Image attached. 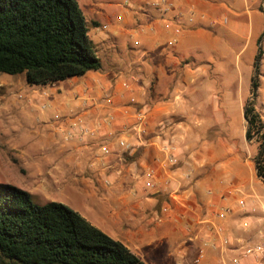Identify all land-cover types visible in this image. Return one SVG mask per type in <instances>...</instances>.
Masks as SVG:
<instances>
[{
  "label": "crops",
  "instance_id": "crops-1",
  "mask_svg": "<svg viewBox=\"0 0 264 264\" xmlns=\"http://www.w3.org/2000/svg\"><path fill=\"white\" fill-rule=\"evenodd\" d=\"M154 1L108 2L118 15L108 23L133 41L93 40L102 68L69 78L65 94L53 87L52 101L42 103L56 111L52 126L31 94L14 100L41 110L28 150L35 189L47 178L71 185L80 213L146 264H228L242 256V242L264 243L259 144L248 138L245 116L258 75L255 108L264 121V0H169L166 13ZM91 26L108 29L98 20ZM147 171L154 189L145 186Z\"/></svg>",
  "mask_w": 264,
  "mask_h": 264
},
{
  "label": "trees",
  "instance_id": "trees-1",
  "mask_svg": "<svg viewBox=\"0 0 264 264\" xmlns=\"http://www.w3.org/2000/svg\"><path fill=\"white\" fill-rule=\"evenodd\" d=\"M101 68L78 0H0V73L24 74L30 85H47ZM257 76L245 116L248 138L259 144L257 168L264 178ZM0 264L146 263L67 204L39 205L28 190L0 182Z\"/></svg>",
  "mask_w": 264,
  "mask_h": 264
},
{
  "label": "rangeland",
  "instance_id": "rangeland-1",
  "mask_svg": "<svg viewBox=\"0 0 264 264\" xmlns=\"http://www.w3.org/2000/svg\"><path fill=\"white\" fill-rule=\"evenodd\" d=\"M91 27L90 38L96 41L101 36H118L121 44L128 43L132 39L129 35L120 32V29L113 23H108L107 15L117 18L114 15V5L109 6L108 2L114 3L120 0H78ZM98 11V12H97ZM92 20H98L101 24H108V29H99L91 26ZM98 30V31H97ZM133 41V40H132ZM93 48L95 45L93 43ZM99 57L97 50L95 49ZM125 56V55H124ZM68 80L58 81L47 85H30L26 82L24 74H7L0 73V182L12 183L23 189H27L32 194L33 201L36 204L43 205L49 201H59L67 204L71 208L81 211V197L77 195L71 188V185L54 183L53 180L47 178L45 187H38L39 178L30 169V161L28 150L32 147V134L37 132L42 126L39 114L41 110L37 108H22L14 101L18 98L22 102H27V95L31 94V102L42 104L43 102L52 101L54 94L53 87H60L62 93L67 91ZM31 92V93H30ZM43 105V104H42ZM41 108L49 113L47 121L52 126L55 109L51 107ZM24 111H30V117L24 114ZM22 139V150L17 151L13 145L17 144V137ZM61 161H66L62 158ZM68 161V160H67ZM47 165L44 170L47 171ZM82 214V213H81Z\"/></svg>",
  "mask_w": 264,
  "mask_h": 264
},
{
  "label": "built area",
  "instance_id": "built-area-1",
  "mask_svg": "<svg viewBox=\"0 0 264 264\" xmlns=\"http://www.w3.org/2000/svg\"><path fill=\"white\" fill-rule=\"evenodd\" d=\"M151 5L158 9L160 12L162 13H166V11L169 9V7L171 8L172 5L169 3V0H159V1H154L151 3ZM183 14L182 13H177L176 15V19L178 20L179 24H181V21L183 19ZM190 21H192V18H189ZM43 108H46V104L44 103ZM141 120H144V115H141ZM79 125V131L84 134L86 131V127L83 124H77ZM75 125L74 127L70 128L69 130H66L65 132V136L70 139L72 136H74L75 132L73 129H75V127L77 126ZM170 127V124L165 121L164 123L160 124V128L162 129V133L166 132L168 130V128ZM63 129V128H60ZM140 132L142 134H145L147 132V130L144 128V126H142L140 128ZM119 144L121 147H123L126 150H130L133 149V146L128 142V140L126 139H120ZM166 150H170V146L167 145L165 146ZM103 151L105 154H110L111 148L107 145H104L103 147ZM169 161L174 162L176 161V159L173 156H170ZM145 186L148 189H154L156 187V182L154 179V173L152 171H147L145 173ZM241 206L245 207L246 203L242 202ZM225 212H230V209L227 208L225 210ZM224 243L229 245L231 243V239L230 238H225L224 239ZM240 249L242 252V256H234L231 258V260L228 262V264H245L244 260H243V256H254L256 259V264H262V262H264V243L260 242V243H251L249 241H244L241 243L240 245Z\"/></svg>",
  "mask_w": 264,
  "mask_h": 264
},
{
  "label": "water",
  "instance_id": "water-1",
  "mask_svg": "<svg viewBox=\"0 0 264 264\" xmlns=\"http://www.w3.org/2000/svg\"><path fill=\"white\" fill-rule=\"evenodd\" d=\"M253 96H254V94H253Z\"/></svg>",
  "mask_w": 264,
  "mask_h": 264
}]
</instances>
